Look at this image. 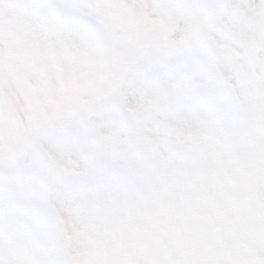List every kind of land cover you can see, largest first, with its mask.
<instances>
[{"label":"snow or ice","instance_id":"1","mask_svg":"<svg viewBox=\"0 0 264 264\" xmlns=\"http://www.w3.org/2000/svg\"><path fill=\"white\" fill-rule=\"evenodd\" d=\"M0 264H264V0H0Z\"/></svg>","mask_w":264,"mask_h":264}]
</instances>
